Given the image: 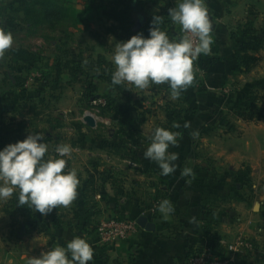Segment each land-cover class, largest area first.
I'll list each match as a JSON object with an SVG mask.
<instances>
[{"label": "rangeland", "instance_id": "obj_1", "mask_svg": "<svg viewBox=\"0 0 264 264\" xmlns=\"http://www.w3.org/2000/svg\"><path fill=\"white\" fill-rule=\"evenodd\" d=\"M6 1L10 0L0 4V10L8 3ZM57 1L67 9L70 19L45 24L39 29L24 15L17 18L11 13L7 14L15 16V20L19 19L17 24L20 29L10 31L14 37L12 48L23 49L27 52V59L35 58L37 62L16 71L26 79L25 92L9 88L1 95V90L11 85L5 76L10 58L9 50L0 60V143L5 140V136L16 143V140L22 141L29 134L40 133L52 156L56 155L57 145L72 146V158L68 165L78 171V199L67 208L58 207L59 211L56 213V216L67 222L77 214L78 205L84 206L85 203L84 207L88 210L91 204L87 195L88 189H91L90 184H95L94 189L99 186L94 183L95 177L110 175V170L100 162L102 159L99 156L103 153L129 156V151L135 148L138 153L134 161L140 169L130 164V168L126 165L125 170L136 173L141 186L149 185L154 180L144 152L150 143L149 135L156 127H163L165 122L161 106L166 101L176 102L171 98L170 88L163 85L140 90L126 84L134 99H145L147 108L156 113L155 117H151L136 111L125 98L119 97L106 83L97 79L98 57L103 56L114 66V44L110 45L109 40L114 37L115 41H120L106 32L111 24L105 21L103 13L113 8L127 10L132 28L140 31L139 33H149L154 15L164 18L161 28L170 38L179 39L182 31L168 16L169 8L165 1L158 2L156 7V0H93L91 9L83 7V0ZM173 1L177 6V0ZM206 6L209 13L224 12L225 6L227 15L229 13V0H206ZM254 9L256 10L255 6ZM263 21L258 17H245L238 24L240 34L250 31L253 32L254 39L259 38ZM2 27L7 30L6 26ZM258 56L261 61L257 67L247 74L231 77L224 87L215 90L211 101L214 100V105L219 106V109L211 107L204 111L214 118L199 128L195 125L189 128V132L193 130L197 135L203 136L201 141L192 144L198 150V157L194 158L193 165L204 169L203 181L210 183L214 179L219 180L222 197L236 195L234 218L227 226L230 232L225 237L229 239V236L243 234L255 242L259 236L262 237L264 231V49ZM64 65L70 69H64ZM58 66L63 70L60 77ZM200 78L202 80L203 77ZM91 86L97 87V92L94 93L98 98L96 101L88 100ZM108 98L114 101L112 110L105 107ZM27 101L32 104H27ZM14 105L18 113L12 111ZM24 105L28 107L24 108ZM37 112L39 116L35 117ZM243 114L252 119L243 120ZM187 116L196 117L195 114ZM174 131L179 132V129ZM121 172L124 174L125 171ZM140 172L144 178L139 176ZM133 173H126L124 176L130 178ZM120 176L123 175L118 172L114 179L119 181ZM17 196L18 191L11 199L0 201V264H5L9 257H18L22 252L21 245L35 233L42 237L45 251L56 247V242L54 246L48 245L52 239L43 234L47 224L45 218L49 219V216L37 214L27 206L17 205ZM226 204L224 206L228 207L227 202ZM255 207L259 208L258 212H254ZM113 217L90 222L87 232L89 236L84 239L94 241L97 225ZM260 239L263 240L264 237ZM36 241L40 245V240ZM259 242L257 248L264 246V241ZM96 244L99 245L97 238ZM245 260L246 257L243 264Z\"/></svg>", "mask_w": 264, "mask_h": 264}, {"label": "crops", "instance_id": "obj_2", "mask_svg": "<svg viewBox=\"0 0 264 264\" xmlns=\"http://www.w3.org/2000/svg\"><path fill=\"white\" fill-rule=\"evenodd\" d=\"M163 1L168 4L169 9L176 7L173 0ZM209 15L213 25V44L211 54L208 56L216 59V63L213 68H208L206 64L201 69L199 76L203 78L198 89L190 86L181 94L184 107L195 109L196 117L186 115L176 123L180 127L175 129H179L182 138L179 139V145L171 147L169 151L178 153L179 158L175 162L178 166L177 171L168 176H161L158 165L148 159L146 163L149 164L148 169L152 170L151 173L153 172L154 180H151L149 185L141 186L139 185L140 178L135 176L136 173L125 170L126 165L128 167L130 164L137 166L134 158L138 152L135 148L129 151L130 155L125 159L108 153L101 154L99 158L102 161L100 162L103 167L110 170V175L101 176V179L95 177L94 183L99 185L95 189V184H90L91 189H88L87 195L91 204L88 210L85 209V203V207L78 205L77 214L73 219L64 222L62 218V228L53 229L56 246L67 245L76 236L82 238L89 236L87 233L89 223L109 216H122L136 221L145 217L155 230L147 231L139 227L138 232L129 240L111 246H99L95 241L87 238L94 249V257L89 264H94L98 258H102L103 264H184L191 249H213L222 242H231L236 237L250 240L243 234L229 236V239L225 237L230 232L227 226L229 227L231 219L234 218L236 195L222 197L219 180L214 179L210 183L203 181L204 169L202 170L199 165H193L198 157V150L192 147L193 142L201 141L203 136L198 134L194 138L192 135L194 132L193 130L189 132V128L193 125L199 128L203 123L214 118L206 115L204 111L211 107L219 109L211 98L215 90L227 84V77L232 66L236 65L234 57L236 42L249 40L240 34L238 24L245 17L264 19V0H229L228 15L226 6L224 12L209 13ZM260 27L258 33L260 37L256 38L264 49V21ZM142 32L145 37H148L149 33ZM233 34H235V39H232ZM162 85L169 88L166 84ZM185 124L188 127H185ZM144 158L143 161H145ZM109 162L114 164H109ZM137 167L140 169L139 166ZM185 167L191 168L194 175L182 177L181 171ZM122 170L125 171L124 174ZM118 172L123 175L120 176L119 181L114 179V176H118ZM126 173L133 174L128 178L124 176ZM139 174L141 178H144L141 172ZM164 199L170 200L175 209L166 219L158 210V205ZM226 202L228 207L224 206L227 205ZM258 211L259 208L255 207L254 212ZM193 217H195V222L190 223ZM263 233L264 231L262 237L259 236L260 238L264 237ZM36 240H40V245ZM258 240L256 242L251 240L254 243V250L247 255L248 257L246 256L245 264H264V246L257 248L259 241L263 242L264 239ZM42 241L39 234H32L21 245L22 252L19 256L9 257L5 264H27L31 257H37L48 251L43 248Z\"/></svg>", "mask_w": 264, "mask_h": 264}, {"label": "clouds", "instance_id": "obj_3", "mask_svg": "<svg viewBox=\"0 0 264 264\" xmlns=\"http://www.w3.org/2000/svg\"><path fill=\"white\" fill-rule=\"evenodd\" d=\"M168 16L181 28L183 35L179 39L170 38L162 30L164 18L159 15L153 16L148 37L138 33L125 41L110 38V45L114 44L112 63L115 66L110 90L126 84L140 90L166 84L171 98L176 100L192 86L194 62L212 51L213 25L206 0H177V6L168 10ZM13 44V34L0 27V60ZM192 135L195 138L197 134ZM180 138V132L163 127H156L152 132L144 157L158 165L161 176L177 171L178 153L169 149L177 147ZM55 153V156L49 154V147L40 133L29 134L24 140L0 149V201L11 199L18 191L17 205L27 206L44 216L60 206H71L77 199L80 184L78 171L68 165L73 148L60 144ZM193 175L191 168L181 171L182 177ZM158 210L166 219L175 209L170 200L164 199ZM194 222L195 217L190 219V223ZM93 257L90 243L77 236L66 247L56 246L39 257H31L27 264H89Z\"/></svg>", "mask_w": 264, "mask_h": 264}, {"label": "trees", "instance_id": "obj_4", "mask_svg": "<svg viewBox=\"0 0 264 264\" xmlns=\"http://www.w3.org/2000/svg\"><path fill=\"white\" fill-rule=\"evenodd\" d=\"M163 0H156L155 6L157 7L158 2H162ZM5 0H0V4H3ZM6 6L0 10V26H6L7 30L15 32L19 30V19L15 20V16L19 18L21 15H24L32 24L37 28H42L45 24H49L52 22H62L63 20H69L70 17L68 15L67 9L61 5L57 0H10L6 1ZM83 7H89L91 9L93 5V0H83L82 3ZM88 9V10H89ZM87 10V11H88ZM11 13L15 16L7 15ZM7 15V16H6ZM103 17L105 21L111 24L106 30L108 34H112L116 36L120 41H125L130 39L133 35L138 34L140 31H134L132 25L130 24V16L127 10L113 8L109 11H105L103 13ZM18 23V24H17ZM36 29V30H37ZM35 30V31H36ZM173 32V30H172ZM174 34V33H173ZM253 32L248 31L247 33L243 34V37L248 38V41H239L236 42L234 48V57L236 59V65L232 66L230 74L227 77L229 80L231 77H236L238 74H247L253 68L257 67L260 63L261 59L259 58L258 54L263 49L261 43L254 39ZM181 37V36H180ZM179 37V38H180ZM232 39H235V36L232 35ZM9 63L7 65V71L5 72V76L11 82V85L1 90V95L4 94L6 89L18 88L21 92H25L24 86L26 79L23 78L21 74L16 73L17 69L20 67L26 68L29 65H33L37 62L35 58L27 59L25 55L27 52L21 48H11L9 50ZM24 61V62H22ZM208 63V68H213L216 59L208 56V55H201L195 62H194V71H195V79L194 83L192 84L193 89H198L201 86L202 80L199 76V72L204 67V65ZM66 68L70 69L67 65H64ZM96 67L98 68V76L97 79L101 82L106 83L108 86L111 84V73L114 71V66L108 62L103 56L98 57V61L96 63ZM61 68V66H60ZM59 66L58 69V77L61 76L63 70H61ZM113 91L122 98L127 100V103L131 104V106L139 112L144 113L145 115H149L151 117H155L156 113L152 112V110L148 109L146 106L145 99H134L132 97V91L128 89V86L121 85L115 86L112 88ZM167 91V88H166ZM97 92L96 86H91L88 92V100L89 101H96L98 98L94 95ZM27 104H32L31 101H27ZM114 101L111 98L107 99V104L105 107H108L109 110H112V106ZM24 108L28 106L24 105ZM161 112L163 113V117L165 118V122L163 124V128L169 129L174 131L173 124H176L178 121L182 120L186 115H192L195 112L193 108H185L184 107V100L182 96L179 99H176V102L166 101L164 106H161ZM12 111L18 113L17 107L14 105L12 107ZM22 117V115L20 114ZM35 117L39 116V113L34 114ZM241 117V116H240ZM243 120L249 121L252 118H247L245 114L242 116ZM8 136H5V140L0 143V149H3L8 144H11V140L7 139ZM4 139V138H3ZM16 140L15 142H17ZM119 152V150H117ZM110 154V153H109ZM114 155V154H111ZM116 156V155H115ZM119 156V155H118ZM117 156V157H118ZM119 158L125 159L127 155L123 154V156H119ZM58 209H53L51 213L48 214L49 219L45 226V231L43 234H47L52 239L48 245L54 246L56 242V237L53 234V229L62 228V221L60 216H56L58 213ZM39 214V213H37ZM117 220H127V218L122 216L113 217ZM46 219V220H47ZM132 220V219H130ZM88 224V223H87ZM98 227V225H97ZM97 227L95 229V234L97 233ZM97 238V237H96ZM96 238L94 241L96 242ZM196 252L195 249H191L189 254L187 255L184 264L189 259V257ZM102 258L96 259L94 264H103Z\"/></svg>", "mask_w": 264, "mask_h": 264}, {"label": "built area", "instance_id": "obj_5", "mask_svg": "<svg viewBox=\"0 0 264 264\" xmlns=\"http://www.w3.org/2000/svg\"><path fill=\"white\" fill-rule=\"evenodd\" d=\"M183 35V33H182ZM139 230L136 220H103L97 227V243L109 246L126 242ZM254 250V243L243 237H236L231 242H222L216 248L196 250L185 264H243L244 257Z\"/></svg>", "mask_w": 264, "mask_h": 264}, {"label": "water", "instance_id": "obj_6", "mask_svg": "<svg viewBox=\"0 0 264 264\" xmlns=\"http://www.w3.org/2000/svg\"><path fill=\"white\" fill-rule=\"evenodd\" d=\"M209 17H210V15H209ZM210 20L212 22V18L211 17H210ZM137 224H138V226L140 228L145 229L147 231H154L155 230L154 226L152 224H149L148 223V219L145 218V217L139 218L137 220Z\"/></svg>", "mask_w": 264, "mask_h": 264}]
</instances>
